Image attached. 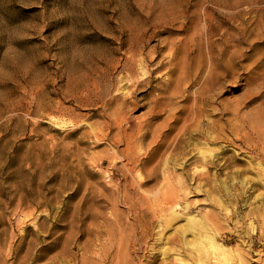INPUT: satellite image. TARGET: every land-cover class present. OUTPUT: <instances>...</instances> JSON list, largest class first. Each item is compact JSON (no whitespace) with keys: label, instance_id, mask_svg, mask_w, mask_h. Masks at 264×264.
<instances>
[{"label":"rangeland","instance_id":"374dc122","mask_svg":"<svg viewBox=\"0 0 264 264\" xmlns=\"http://www.w3.org/2000/svg\"><path fill=\"white\" fill-rule=\"evenodd\" d=\"M0 264H264V0H0Z\"/></svg>","mask_w":264,"mask_h":264},{"label":"bare ground","instance_id":"6f19581e","mask_svg":"<svg viewBox=\"0 0 264 264\" xmlns=\"http://www.w3.org/2000/svg\"><path fill=\"white\" fill-rule=\"evenodd\" d=\"M96 68V67H95ZM125 101H127L128 102V100L127 99H125ZM124 101V102H125ZM160 101V100H159ZM223 129V128H222ZM210 136V135H209ZM198 231V230H197ZM210 247H211V252L213 253V255H217V254H220L221 252H222V250L223 249H221L220 247H218V246H216V245H214V244H211L210 245ZM198 252V251H197ZM223 253V252H222ZM224 254V253H223ZM222 256V255H221ZM225 256V255H224ZM210 262V261H209ZM247 263V262H246Z\"/></svg>","mask_w":264,"mask_h":264}]
</instances>
